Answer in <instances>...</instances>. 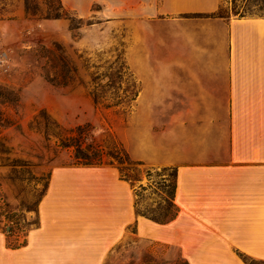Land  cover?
<instances>
[{
	"label": "crops",
	"instance_id": "obj_1",
	"mask_svg": "<svg viewBox=\"0 0 264 264\" xmlns=\"http://www.w3.org/2000/svg\"><path fill=\"white\" fill-rule=\"evenodd\" d=\"M225 1L61 0L144 19V160L177 167L179 211L137 215L115 165H57L25 243L0 228V264H104L134 219L189 264L264 259V15H221ZM158 106L173 111L163 120Z\"/></svg>",
	"mask_w": 264,
	"mask_h": 264
},
{
	"label": "rangeland",
	"instance_id": "obj_2",
	"mask_svg": "<svg viewBox=\"0 0 264 264\" xmlns=\"http://www.w3.org/2000/svg\"><path fill=\"white\" fill-rule=\"evenodd\" d=\"M94 9L81 16L61 0H0V228L11 246L38 224L57 165L122 167L137 177L140 210H174L173 169L144 160V19ZM236 9L264 13V0H226L220 13ZM155 108L163 120L173 111ZM116 147L123 162L108 153ZM104 264L189 263L134 219Z\"/></svg>",
	"mask_w": 264,
	"mask_h": 264
},
{
	"label": "trees",
	"instance_id": "obj_3",
	"mask_svg": "<svg viewBox=\"0 0 264 264\" xmlns=\"http://www.w3.org/2000/svg\"><path fill=\"white\" fill-rule=\"evenodd\" d=\"M223 8V6L220 8L219 10V13L221 11V9ZM261 10H262V6H260ZM235 12L239 15V16H243V15H247V14H254V12H252L251 10H244V11H239V10H235ZM221 14V13H220ZM258 14H262L264 15V13H258ZM223 15V14H221ZM119 152L120 150L116 147V149H113V150H110L108 153L110 156H112L114 159H117L119 162H123L122 158L123 156H119ZM126 154V153H125ZM127 155V154H126ZM128 156V155H127ZM112 161V160H111ZM135 162L137 163H143L142 160H136ZM171 168L173 169V172H172V175H173V182H172V191H171V206H173L174 210L169 214V215H166V216H163V217H158V216H153L151 214H149L148 212H145L144 210H140L139 207H138V199L137 197H135V201H134V205H135V211H136V214L139 215V214H142V215H146L152 219H154L155 221L157 222H160V223H165V222H168L170 220H172L173 218L176 217L178 211H179V206L177 205V203L175 202V190H176V177H177V167L174 166V165H170V166H164V168ZM120 169V175L122 178H125L127 180H129L132 185L134 186V193H135V196L136 194L139 193V189L135 186V179L137 177H134L132 176L131 174H128V173H125L123 172V168L122 167H119ZM47 185H48V182L46 184V188H47ZM140 186L142 188H145V186L140 183ZM46 190V189H45ZM45 192V191H44ZM44 194V193H43ZM137 223V222H136ZM238 251V254L249 264H263L264 263V259H259V258H255L253 256H251L250 254L246 253L245 251H242V250H237Z\"/></svg>",
	"mask_w": 264,
	"mask_h": 264
},
{
	"label": "built area",
	"instance_id": "obj_4",
	"mask_svg": "<svg viewBox=\"0 0 264 264\" xmlns=\"http://www.w3.org/2000/svg\"><path fill=\"white\" fill-rule=\"evenodd\" d=\"M5 61V50L2 45H0V67L3 65Z\"/></svg>",
	"mask_w": 264,
	"mask_h": 264
}]
</instances>
